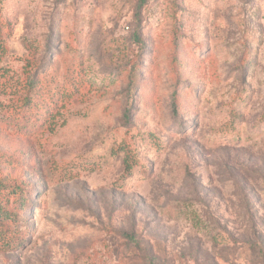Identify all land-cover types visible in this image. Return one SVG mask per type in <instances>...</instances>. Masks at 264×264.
Wrapping results in <instances>:
<instances>
[{
	"label": "rangeland",
	"instance_id": "obj_1",
	"mask_svg": "<svg viewBox=\"0 0 264 264\" xmlns=\"http://www.w3.org/2000/svg\"><path fill=\"white\" fill-rule=\"evenodd\" d=\"M0 39V264H264V0H0Z\"/></svg>",
	"mask_w": 264,
	"mask_h": 264
},
{
	"label": "trees",
	"instance_id": "obj_2",
	"mask_svg": "<svg viewBox=\"0 0 264 264\" xmlns=\"http://www.w3.org/2000/svg\"><path fill=\"white\" fill-rule=\"evenodd\" d=\"M0 50L6 51V48H5L3 41L1 39H0ZM34 78H35V75L28 82V84L34 85V83H35ZM125 118H127V121L130 122V114L128 111L125 114ZM118 151H119V153L122 152L124 154L123 155V164H124L125 171L128 173H131L135 164H136L137 158H136L135 153L129 147V145H126L123 143L118 148L117 152ZM256 169L259 170L262 168L256 167ZM241 182H243L246 185L250 184V181L247 179H244V178L242 179ZM263 182H264V180H263ZM2 187L8 188L9 186L1 183V181H0V188H2ZM250 190H252V189L250 188ZM12 218H13L12 213L8 209H6L5 205L3 206L0 203V251L6 250V249H14L19 242V236L16 235L18 230L15 228H12L9 224V222L11 221ZM12 220H15V219L13 218ZM196 221L197 220L195 219V223H196Z\"/></svg>",
	"mask_w": 264,
	"mask_h": 264
}]
</instances>
